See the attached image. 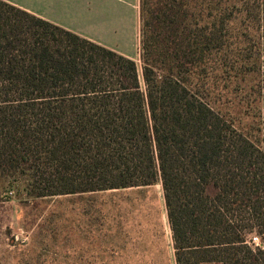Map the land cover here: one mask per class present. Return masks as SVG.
Returning <instances> with one entry per match:
<instances>
[{
    "label": "trees",
    "instance_id": "16d2710c",
    "mask_svg": "<svg viewBox=\"0 0 264 264\" xmlns=\"http://www.w3.org/2000/svg\"><path fill=\"white\" fill-rule=\"evenodd\" d=\"M236 5L257 45V144L207 77ZM138 22L140 75L0 0V178L40 201L160 185L175 264H264V0H138Z\"/></svg>",
    "mask_w": 264,
    "mask_h": 264
},
{
    "label": "rangeland",
    "instance_id": "374dc122",
    "mask_svg": "<svg viewBox=\"0 0 264 264\" xmlns=\"http://www.w3.org/2000/svg\"><path fill=\"white\" fill-rule=\"evenodd\" d=\"M102 1L112 15L106 23L118 31L101 39L135 61L140 75L134 0ZM239 13L237 5L226 10L223 52L208 66L207 77L215 101L235 111L240 131L257 144L262 107L260 72L254 66L257 45ZM5 184L0 178V264H175L160 185L142 197L119 191L40 201ZM257 245L260 239L252 233V247Z\"/></svg>",
    "mask_w": 264,
    "mask_h": 264
},
{
    "label": "crops",
    "instance_id": "0c3cea01",
    "mask_svg": "<svg viewBox=\"0 0 264 264\" xmlns=\"http://www.w3.org/2000/svg\"><path fill=\"white\" fill-rule=\"evenodd\" d=\"M2 1L105 48H108V46L104 44L105 40L101 37L114 36L118 31L117 26L106 23L107 16L112 19V15L106 13L102 0ZM133 8L136 12L137 27L135 36L138 42V0H134ZM108 49L115 51L112 48ZM124 240H126V237H124Z\"/></svg>",
    "mask_w": 264,
    "mask_h": 264
}]
</instances>
